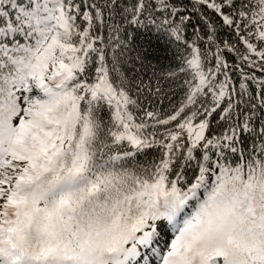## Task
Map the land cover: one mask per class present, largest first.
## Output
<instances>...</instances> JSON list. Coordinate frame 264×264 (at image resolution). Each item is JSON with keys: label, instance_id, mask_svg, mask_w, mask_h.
I'll list each match as a JSON object with an SVG mask.
<instances>
[{"label": "snow or ice", "instance_id": "snow-or-ice-1", "mask_svg": "<svg viewBox=\"0 0 264 264\" xmlns=\"http://www.w3.org/2000/svg\"><path fill=\"white\" fill-rule=\"evenodd\" d=\"M191 3L0 0V264H264V0Z\"/></svg>", "mask_w": 264, "mask_h": 264}, {"label": "trees", "instance_id": "trees-1", "mask_svg": "<svg viewBox=\"0 0 264 264\" xmlns=\"http://www.w3.org/2000/svg\"><path fill=\"white\" fill-rule=\"evenodd\" d=\"M179 3L186 7L184 15H190L192 17V24H196L199 13L192 8L191 0H179ZM115 22H120L118 15L114 16ZM111 23V21H110ZM127 29L128 34H131V39L128 41L127 48L125 50V65L124 69L127 70L128 75L133 77H139L145 84H151L153 86L157 83V78L164 75L170 66H174L176 57L182 51L178 49L176 43L169 42L164 36H158L155 32H146L135 30V27L123 25ZM193 28L188 27L186 35L189 39L192 37ZM123 35V34H122ZM224 38H227L226 33L221 34ZM159 83L163 86L164 92L167 94L161 97H153V100L157 101L158 106L162 108H168L171 103H176L179 100V89L175 86H169L164 80H159Z\"/></svg>", "mask_w": 264, "mask_h": 264}]
</instances>
